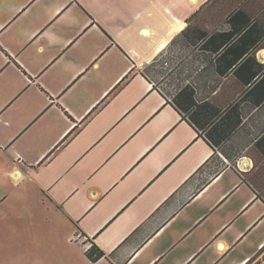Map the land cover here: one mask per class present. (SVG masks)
I'll return each mask as SVG.
<instances>
[{
	"label": "crops",
	"instance_id": "crops-1",
	"mask_svg": "<svg viewBox=\"0 0 264 264\" xmlns=\"http://www.w3.org/2000/svg\"><path fill=\"white\" fill-rule=\"evenodd\" d=\"M0 264H264V0H0Z\"/></svg>",
	"mask_w": 264,
	"mask_h": 264
},
{
	"label": "rangeland",
	"instance_id": "rangeland-1",
	"mask_svg": "<svg viewBox=\"0 0 264 264\" xmlns=\"http://www.w3.org/2000/svg\"><path fill=\"white\" fill-rule=\"evenodd\" d=\"M164 53L150 65L146 66L145 74L158 84L167 94L175 93L180 87L187 83L189 73H182L181 68L177 69L179 59L168 56ZM178 66H181L178 64Z\"/></svg>",
	"mask_w": 264,
	"mask_h": 264
},
{
	"label": "trees",
	"instance_id": "trees-1",
	"mask_svg": "<svg viewBox=\"0 0 264 264\" xmlns=\"http://www.w3.org/2000/svg\"><path fill=\"white\" fill-rule=\"evenodd\" d=\"M177 69H178V67H177ZM187 72L188 71H186V73ZM146 77L152 84H154L153 88L155 90H159V88H160L165 93V95H167L168 97H170L172 99V102H173L175 108L180 113H187L186 115H188V117L191 119V121H193L192 120L193 115L191 114V108H189L190 106L189 105L185 106L183 101H182V97L184 95H187L189 97L194 95V90H193V87L191 85L192 84L191 81H189L187 79V83L185 84L184 88H182L181 90L178 89L175 93L167 94L158 84L154 83L148 76H146ZM88 255L93 261H96V260L100 259L101 257H103L104 254L99 248L96 249L93 247L90 251H88Z\"/></svg>",
	"mask_w": 264,
	"mask_h": 264
},
{
	"label": "built area",
	"instance_id": "built-area-1",
	"mask_svg": "<svg viewBox=\"0 0 264 264\" xmlns=\"http://www.w3.org/2000/svg\"><path fill=\"white\" fill-rule=\"evenodd\" d=\"M88 248L90 249L91 248V245H89Z\"/></svg>",
	"mask_w": 264,
	"mask_h": 264
},
{
	"label": "flooded vegetation",
	"instance_id": "flooded-vegetation-1",
	"mask_svg": "<svg viewBox=\"0 0 264 264\" xmlns=\"http://www.w3.org/2000/svg\"><path fill=\"white\" fill-rule=\"evenodd\" d=\"M82 236V235H81ZM83 237V236H82Z\"/></svg>",
	"mask_w": 264,
	"mask_h": 264
}]
</instances>
